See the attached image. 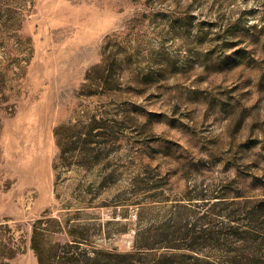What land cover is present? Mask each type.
Segmentation results:
<instances>
[{"label":"rangeland","instance_id":"rangeland-1","mask_svg":"<svg viewBox=\"0 0 264 264\" xmlns=\"http://www.w3.org/2000/svg\"><path fill=\"white\" fill-rule=\"evenodd\" d=\"M260 203L264 0H0V264H38L35 226L109 264L169 220L264 264Z\"/></svg>","mask_w":264,"mask_h":264},{"label":"trees","instance_id":"trees-1","mask_svg":"<svg viewBox=\"0 0 264 264\" xmlns=\"http://www.w3.org/2000/svg\"><path fill=\"white\" fill-rule=\"evenodd\" d=\"M258 216L264 220L263 203L258 207ZM140 223L135 230L132 250L123 253L109 251V264H220L218 259L211 260L206 255L208 249L219 246L221 230L218 227L197 230L179 227L172 220L147 225ZM246 234L244 231L236 234V241H255ZM42 236L35 226L31 248L38 264H80V254L66 250L49 252Z\"/></svg>","mask_w":264,"mask_h":264}]
</instances>
